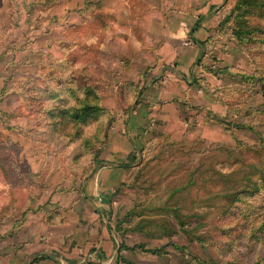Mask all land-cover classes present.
Masks as SVG:
<instances>
[{
    "label": "rangeland",
    "instance_id": "rangeland-1",
    "mask_svg": "<svg viewBox=\"0 0 264 264\" xmlns=\"http://www.w3.org/2000/svg\"><path fill=\"white\" fill-rule=\"evenodd\" d=\"M262 83L264 0H0V264H263Z\"/></svg>",
    "mask_w": 264,
    "mask_h": 264
},
{
    "label": "trees",
    "instance_id": "trees-1",
    "mask_svg": "<svg viewBox=\"0 0 264 264\" xmlns=\"http://www.w3.org/2000/svg\"><path fill=\"white\" fill-rule=\"evenodd\" d=\"M235 35L240 39L243 38V35L246 34L245 29L242 27L237 26L235 31ZM196 42V41H195ZM199 42L200 45H203V42ZM88 86V85H87ZM84 87V89L80 92V95H77L75 97V103L69 106H54L53 108L49 109L50 114H52V111H55V116H60L65 120V117H68L70 123H72L73 126H76L77 129H79L81 126L87 125L89 122L97 120V118L104 113V108L100 105L99 95L93 91V87L88 86ZM261 93L264 95V84H261ZM64 115V116H63ZM80 132L75 131L74 135L76 137H79ZM264 142V140H262ZM98 149L94 155L93 162H96L95 156L99 153ZM259 180V181H258ZM258 180H252L251 181V187L249 189H244L240 194H235L233 197V201H240L241 194L249 196V198H252L256 195H259L260 193H263L264 191V176L261 178L258 177ZM237 196V198H236ZM264 200V197H263ZM263 204V203H262ZM261 221L260 225L256 228L255 237H259V234H264V229L261 227L264 226V218ZM46 258L43 254H37L32 257V259L27 264H33L34 262H37L38 260ZM127 264H130L129 261H126ZM223 264H233L230 261L224 262ZM264 264V263H263Z\"/></svg>",
    "mask_w": 264,
    "mask_h": 264
}]
</instances>
